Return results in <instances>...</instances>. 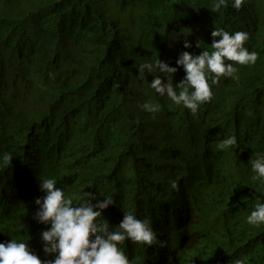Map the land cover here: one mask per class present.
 Wrapping results in <instances>:
<instances>
[{"label": "trees", "instance_id": "trees-1", "mask_svg": "<svg viewBox=\"0 0 264 264\" xmlns=\"http://www.w3.org/2000/svg\"><path fill=\"white\" fill-rule=\"evenodd\" d=\"M217 2L0 0V158L12 154L10 163L0 159V243L39 246L41 178L55 179L76 206L83 192L95 197L92 203L99 195L113 198L99 192L112 172L104 159L137 154L148 143L150 156L130 157L127 168L142 164L150 192L144 189L140 205L131 187L119 190L134 215L169 228L162 235L169 245L189 243L177 264H222L236 255L264 264V225L246 220L258 198L264 202V184L252 179L249 164L264 154V0H245L240 10L226 0L214 11ZM218 28L247 32L245 47L259 57L246 66L228 61L239 78L210 82L213 96L196 115L150 87L160 73L138 76L139 64L159 58L178 67L172 82L179 83V54L212 51ZM185 41L192 46L184 48ZM145 102L160 110L144 111ZM228 136L237 149L217 147ZM189 196L195 210L186 207ZM110 215L108 207L98 219L113 221ZM179 219L186 233H177ZM143 247L129 245L127 252L139 257Z\"/></svg>", "mask_w": 264, "mask_h": 264}, {"label": "clouds", "instance_id": "clouds-1", "mask_svg": "<svg viewBox=\"0 0 264 264\" xmlns=\"http://www.w3.org/2000/svg\"><path fill=\"white\" fill-rule=\"evenodd\" d=\"M245 0H232L231 6L240 10ZM226 5V0H218L213 10L219 11ZM213 37L212 51L204 49L199 55L183 51L176 59V65L182 66L185 76L177 84H173L172 76L178 71V67L169 66L168 63L156 59L154 62H144L138 66V76L141 79L148 74L153 79L150 87L160 96H167L176 105L184 107V110L196 115L198 109L210 101L213 92L211 85L218 84L221 77L238 79V68L235 65L246 66L255 64L259 54L249 51L245 42L249 34L244 31L229 33L218 28L211 32ZM219 38V39H217ZM184 48L192 45L185 41ZM200 48V43L196 45ZM228 61L235 62L228 63ZM161 75L167 77V82L162 83ZM211 82V85H210ZM146 112L155 114L160 110L158 103L145 102L141 105ZM189 113V112H188ZM218 148L237 149L238 143L235 136H228L221 140ZM152 153V147L144 143L142 152L128 155L114 154L105 160L107 167L112 171L110 184L101 185L99 192L107 193L113 198L99 195L95 203L91 201L95 197L89 192H83L78 206L73 199L65 194V190L57 187V181L53 178H41L38 185L44 193L43 197H37L35 204L38 210L34 219L44 224L40 229L39 246L34 243L18 242L11 239L6 243H0V264H174L180 256L178 251H184L189 244L182 243L180 247H172L164 240L163 234L170 233L169 228L157 225L155 220L148 217H138L133 214L132 201L129 195H124L119 189L131 187L139 195L141 205L144 189L150 192L151 188L144 182L145 177L142 164L129 170L128 159L133 156L148 157ZM4 162L10 163L12 154L5 152L2 156ZM119 165L112 169L113 164ZM250 170L254 173L252 179L264 184V154H258L256 159H250ZM173 189L178 188L175 180L171 181ZM144 185V188H143ZM194 198V196H193ZM110 208L115 215H110L113 221L98 219L102 211ZM186 207L195 210L196 203L191 197H186ZM190 221L195 220L191 215ZM247 223L256 227L264 225V202L254 204L246 217ZM47 225H50L47 228ZM177 233H186V222L179 219ZM192 240L195 238L192 236ZM144 245L139 257L131 256L127 249L129 245ZM30 248H29V247ZM32 249V250H31ZM54 254L50 260H41L38 254ZM37 253V255L35 254ZM233 256L229 262L222 264H246L241 258Z\"/></svg>", "mask_w": 264, "mask_h": 264}]
</instances>
